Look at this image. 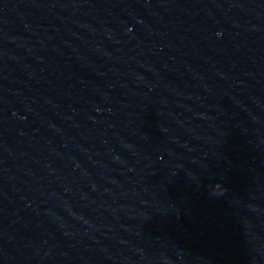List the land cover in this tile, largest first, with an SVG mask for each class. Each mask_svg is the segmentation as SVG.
I'll use <instances>...</instances> for the list:
<instances>
[{"label":"water","instance_id":"95a60500","mask_svg":"<svg viewBox=\"0 0 264 264\" xmlns=\"http://www.w3.org/2000/svg\"><path fill=\"white\" fill-rule=\"evenodd\" d=\"M0 264H264V0H0Z\"/></svg>","mask_w":264,"mask_h":264}]
</instances>
